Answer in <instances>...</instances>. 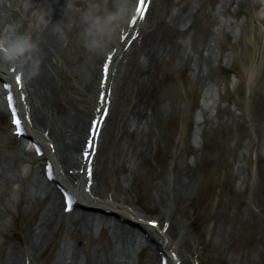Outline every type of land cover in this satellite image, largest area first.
<instances>
[{"label":"bare ground","instance_id":"6f19581e","mask_svg":"<svg viewBox=\"0 0 264 264\" xmlns=\"http://www.w3.org/2000/svg\"><path fill=\"white\" fill-rule=\"evenodd\" d=\"M47 1L44 26L39 0H0V30L30 31L42 61L31 79L0 71V264H264V186L255 183L264 150L252 139L240 158L239 138L214 139L244 120L235 97L233 111L225 105L238 86L245 106L264 105V28L255 43L243 37L252 0H145L144 15L130 0L133 13L104 55L83 47L67 0ZM246 42L248 65L231 92L224 71ZM203 87L219 101L200 108L193 147L182 117L177 133L164 128Z\"/></svg>","mask_w":264,"mask_h":264},{"label":"rangeland","instance_id":"374dc122","mask_svg":"<svg viewBox=\"0 0 264 264\" xmlns=\"http://www.w3.org/2000/svg\"><path fill=\"white\" fill-rule=\"evenodd\" d=\"M36 0H29V2H35ZM40 1V7L38 8L41 9L45 8L48 6L49 2L47 0H39ZM245 6L244 8L247 9L246 3H244ZM252 5H253V16L255 17V21L250 22V24L246 25L245 29V34L244 38L249 39V44L255 43L257 40L260 39L259 37V32L262 30L264 27V0H252ZM243 17V16H241ZM218 20L223 21V19L220 17ZM224 29L228 33H233L235 30L232 28H229L227 25H225ZM222 41V40H221ZM233 40H231V43ZM248 42H246L243 46L239 47L238 51L236 52V56L234 57V61L231 63L230 67L227 69L225 72V76L227 78L226 81V88H229L231 92H233V85L237 81L236 74L240 70V66H247L248 65V58L247 56L251 52V47H249ZM264 55V54H263ZM264 57V56H263ZM262 66H264V60L262 62ZM264 68V67H263ZM223 72V71H222ZM264 74V69L261 71ZM188 74V72H183L180 73L178 76H172L173 79H170L169 83H179L184 80V77ZM264 76V75H263ZM260 80V79H259ZM264 79L263 81L261 80L259 83L261 86H263L264 89ZM162 86H160L161 88ZM239 90L238 93H235L234 96L232 94V98L229 99V102L225 101V105H228L230 109L233 111L234 107L232 103L233 97L240 103V109L237 110V112H241V109L244 111V120H241L239 128H235L234 126H230L229 130L227 133L224 131L222 132V135H217L214 137V139L217 141V143L221 142V137H224L225 135L228 134V136H234L235 141L239 138V148L237 150V153L239 154L240 158L242 157L241 155L244 154V150H248L251 147V140L254 139V149H256V152L258 154H261L264 150V105L261 107H258V109H252L250 106H245L242 101L244 100L245 96V90L246 87L244 85L238 86ZM262 97H264L263 91H259ZM247 96V94H246ZM188 100H190V104L186 107L182 105V111L181 114H178V116H173L171 123L166 126L165 131H175V133L178 132V130L181 127V123L178 120V117H182L183 119V125L186 129V135L185 139L187 143H189L193 147H197L198 144L200 143V138L196 134V129H195V122L197 118L199 117L200 113V108H205L209 109L210 105L212 102L219 101V98H217V93L213 91V89H207V87L199 88V90L196 93H192L188 95ZM182 104L181 100H178V105ZM236 112V113H237ZM178 136V134H176ZM23 147H25L24 144H22ZM16 146V145H15ZM30 145L25 147V150H28ZM172 146V145H170ZM205 152L208 157H216L218 156V149L215 147L207 146L205 147ZM168 149L172 150V147H169ZM247 157L248 153H246ZM255 157V155H254ZM189 158V157H188ZM217 158V157H216ZM249 165V164H248ZM255 167L256 165L253 164ZM250 166V165H249ZM252 167V166H251ZM209 172L212 173V170L209 169ZM210 173V174H211ZM245 175V174H244ZM248 177V175H247ZM258 181V182H257ZM257 181L255 182L258 186L262 187L264 186V174L258 177ZM237 183L236 185H238ZM213 196V201L216 198L215 194ZM149 217V215H147ZM129 238V237H128ZM120 239V242L123 244V246L126 249H131L132 248V241L130 239ZM53 253V252H52Z\"/></svg>","mask_w":264,"mask_h":264},{"label":"clouds","instance_id":"9594fccd","mask_svg":"<svg viewBox=\"0 0 264 264\" xmlns=\"http://www.w3.org/2000/svg\"><path fill=\"white\" fill-rule=\"evenodd\" d=\"M66 14L76 17L83 47L94 55H104L133 13L130 0H67ZM39 25L47 26L48 12L36 13ZM39 43L30 31H20L15 24L0 30V71L15 67L26 79L35 77L41 66Z\"/></svg>","mask_w":264,"mask_h":264},{"label":"snow or ice","instance_id":"6c2138e0","mask_svg":"<svg viewBox=\"0 0 264 264\" xmlns=\"http://www.w3.org/2000/svg\"><path fill=\"white\" fill-rule=\"evenodd\" d=\"M139 4H140V6L138 8V11L141 12V13H143L145 11V9H144L145 0H139ZM133 22L135 23V21H133ZM107 67H108L107 65H104V68H105V79H106V74H107ZM16 79H17V82L20 83V78L17 77ZM7 87L8 86L5 85V88H7ZM11 99H12L11 96H9V102L11 101ZM101 99L103 100V96L101 97ZM13 115L15 116V113H13ZM14 122L16 124L17 129L19 130L20 127H21V121H20V119H15ZM85 155L87 156L88 154L85 153ZM68 205H69V210H70L71 209V201L70 200L68 201ZM152 223H153V227H155L156 226L155 225V222H152Z\"/></svg>","mask_w":264,"mask_h":264}]
</instances>
